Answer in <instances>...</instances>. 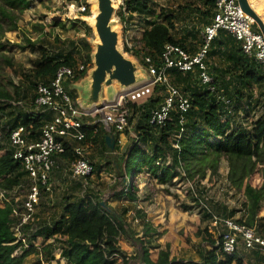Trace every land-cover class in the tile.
<instances>
[{
    "label": "trees",
    "instance_id": "trees-1",
    "mask_svg": "<svg viewBox=\"0 0 264 264\" xmlns=\"http://www.w3.org/2000/svg\"><path fill=\"white\" fill-rule=\"evenodd\" d=\"M78 1L85 7L80 16L89 15V4L85 0ZM151 1L125 0L126 10L131 16L134 14L152 16L149 27L145 29L140 39L142 50L147 51L157 64L160 63L167 44L178 45L191 54L196 53L200 49L199 41L196 40L197 31L191 27V30L178 37L174 33L176 24L187 11L198 14L204 26L210 24L215 15L216 0H202L203 6H195L193 3L180 4L176 11L162 8L160 12L152 7ZM30 7L31 0H0V15L16 24L14 20L17 12L22 13ZM56 23L64 25L60 21ZM72 24L80 25L86 29L88 35L92 34V29L82 19L75 18ZM254 28L260 31L256 23ZM193 37L195 40L191 39ZM57 41L64 47L53 48L37 44L30 38H27V44H17L22 49L30 46L37 53V56L31 59L30 69L24 73L29 84L26 89H18L15 95H12L6 86L0 85V130L3 133L0 150H5L0 155L2 188L13 189L28 177L25 165L14 158L9 144L13 130L24 126L26 131L38 138L43 125L51 119V113L36 109L38 83H50L58 70L64 66L74 69V81H77L85 76L92 65L90 56L92 47L87 37ZM202 43L203 40L201 46ZM52 45L53 43L50 46ZM126 51L132 53L128 46ZM133 54L147 66L142 55L135 51ZM82 64L84 69L79 68ZM207 64L208 72L213 76V90L201 81L198 71L184 72L174 67L168 69L172 85L190 99L192 107L182 114L175 106L171 118L162 127L151 124L149 120L152 111L161 107L164 102L167 95L165 85L155 84L152 95L142 101L126 100L131 113L129 123L132 124L137 115L142 119L134 125L133 142L122 149L120 162L118 160L115 162V167L121 172L122 179L119 184L123 185V189L115 193V196L126 197L136 202L137 187L131 175L144 171L162 184L174 185L176 183L173 182L174 178L182 174L186 180L194 181L198 175L201 180L206 175L205 161L213 155L224 156L228 161L230 174H237L240 177L254 174L259 163H264V71L252 57L243 52L240 42L226 30H220L212 42ZM70 94L75 97L73 93ZM28 97L31 98L30 105L34 107L33 111L19 109L12 102L17 101L16 104L19 101L24 102ZM256 110L259 115L250 122L239 124L235 122L236 117L242 118L241 114H250ZM83 120V130L86 133L83 144L91 142L92 145L100 144L106 152L111 150L106 143L109 131L101 126V114L96 112L84 117ZM121 137L122 133H115L116 144L112 152L119 148ZM141 144H145L146 148ZM73 146L74 143L67 142V150L61 156L62 161L67 164L76 158ZM168 157L171 158V163ZM86 178L89 179L90 175ZM193 200L201 205V195L197 191L194 192ZM101 202L100 195L92 191L88 192L87 197H80L76 201L65 197L61 216L54 223L43 224L34 237L56 236L55 241L47 246V251L51 255L52 251L60 246L63 249L65 264H130L131 257L119 246L121 235L132 236L140 243L141 253L136 255V259H139L141 264H244V257L239 254L238 249L226 254L221 246L217 245L218 241H223V234L226 232L224 226L217 237H213L209 226L199 230V235L205 234L211 247L201 252L199 260H180L171 257L168 245L167 248L161 249L158 260L153 262L150 258V248L158 233L153 230L145 211L135 205L133 219H140L145 223L144 235L148 238L137 236L136 230L128 223L127 216L131 209L126 207L119 210L106 201L107 208ZM204 206L202 221L210 220L217 214L254 228L264 236V217L260 216L264 206L263 196L252 186L246 187V200L243 203L245 218L236 219L238 210H228L224 205L215 208ZM13 209L11 204L0 208V264H26L27 255L30 253L13 256L20 245L11 244L16 240L12 228ZM184 209L189 208L185 206ZM251 252L258 260L256 264H264V255L260 250L252 249ZM49 258L54 256L51 255Z\"/></svg>",
    "mask_w": 264,
    "mask_h": 264
},
{
    "label": "rangeland",
    "instance_id": "rangeland-1",
    "mask_svg": "<svg viewBox=\"0 0 264 264\" xmlns=\"http://www.w3.org/2000/svg\"><path fill=\"white\" fill-rule=\"evenodd\" d=\"M85 1L89 4L90 13L88 16L79 15L77 17L70 14L74 9L84 7L78 0H31V7L28 10L22 13L17 12L14 20L16 24L9 22L0 15V85L6 86L12 95H15L18 89L27 88L29 81L25 79L24 73H27L32 65L31 59L37 56V53L30 46L25 49L17 46V44H27V38L37 44H44L53 48L55 46L64 47L57 39L79 40L87 37L89 41L93 42L94 38H97L94 33L88 35L84 27L73 26L72 24L75 18H83L86 19L88 25L93 24L97 4L94 0ZM249 2L264 20V0H249ZM189 3H193L195 6H203L202 0L151 1L152 7L157 12H160L162 8L176 11L180 4L187 5ZM114 4L117 7L114 22H117V27L121 32L123 49L126 51V46L129 45L128 47H134V50H140L142 47L140 39L145 29L149 27V20L152 19V16L149 17L147 14L131 16L126 10L125 0H115ZM56 21L63 22L64 25L56 23ZM191 27L198 33L196 40L199 41L198 48H200L201 31L204 25L198 14L191 11L185 12L183 18L176 24L174 33L181 37L186 31L191 30ZM191 39L195 40L194 37ZM51 43H53L52 46H50ZM127 53L133 56L131 52ZM147 78H149L148 75ZM73 82L76 83L77 81H69L67 85L77 102V95L82 97L83 86L75 85ZM110 97H113L112 92ZM12 102L19 109L28 112L34 110V107L30 105V97L24 100V106L16 104L17 101ZM78 105L80 107V104ZM258 115L257 110L251 111L250 114H241L242 118L238 117V120L236 117L235 122L238 124L247 123ZM141 119L142 117L137 115L130 124L131 130L122 136L125 142H129L128 145L133 142L134 125ZM95 120L97 121V119ZM101 126L106 131L109 130L102 119ZM124 145L120 144L116 152H112V149L106 152L100 144L85 145L86 154L95 169L89 179L72 177L69 165L62 162L60 168L53 173L51 178L53 192L43 193L38 213L41 226L54 223L61 216L65 197L76 201L80 197H87L88 192L92 191L99 194L102 200L107 201L113 208L122 210L128 207L131 209L127 216L128 223L136 230L137 236L148 238L144 235L145 223L140 219H133L135 205L145 211L153 225V230L158 233L152 243L153 246L150 248V258L153 262L158 260L161 249L167 248L168 245L171 257L180 260H199L201 252L211 248L205 234L199 235V230L209 226V231L213 237H217L218 232L224 228L220 226L219 230L216 231L211 229V219L202 221L204 205L211 208L224 205L228 210L237 209L235 218H245L246 212L243 210V203L246 200L247 185L261 192L264 204V163H259L254 174L240 177L237 174H230L228 161L222 155L208 157L205 161L206 175L201 180L198 178L199 175L194 181L186 180L182 174L174 178L173 182H176L174 185L162 184L144 171L131 175V179L137 187L138 200L136 202H132L126 197H117L114 194L121 191L123 185L119 184L122 179L121 172L115 167V162L116 160L120 162ZM141 145L146 148L145 144ZM106 156L109 158L107 159ZM169 163H171V159H169ZM195 191L201 195V205L193 200ZM185 206L189 209L185 210ZM260 216L264 217V206ZM119 246L131 257L130 264H141L140 260L136 259V255L141 253V245L134 237L121 235ZM238 251L244 257V264H256L258 262L255 254L246 250L242 244L239 245ZM25 262L26 264H33L35 257L28 256ZM63 263L62 261H55L54 264Z\"/></svg>",
    "mask_w": 264,
    "mask_h": 264
},
{
    "label": "built area",
    "instance_id": "built-area-1",
    "mask_svg": "<svg viewBox=\"0 0 264 264\" xmlns=\"http://www.w3.org/2000/svg\"><path fill=\"white\" fill-rule=\"evenodd\" d=\"M84 10L85 7L78 8L75 10L77 13L75 16L79 17L80 12ZM254 24L255 21L242 9L238 0H216L215 15L212 22L205 25L201 31L203 43L196 53L191 54L178 45L167 44L163 57L157 64V61L147 51L142 50V47L140 50L129 47L132 53L135 51L142 55L153 77L152 80L121 95L116 102L105 104L103 108L94 111H85L79 107L70 94L67 83L74 80L73 68L61 67L50 83H38L36 109L51 113V119L43 125L38 138L26 131L24 126L13 130L9 144L14 158L25 165L28 177L26 181L19 183L13 189L0 187V208L9 204L14 207L12 228L16 240L11 244L20 245L13 256L30 252L27 257L34 256L35 262L40 264H54L55 261L66 263L60 246L52 251L51 255L54 258H49L51 255L47 251V246L55 241L56 236L34 237V234L41 228L38 213L43 193L53 192L51 178L63 162L61 156L67 150V142L74 143L73 151L76 155V158L68 163L72 177L87 179L86 177L94 172L85 148V145H92V143L83 144L86 139V133L83 130L84 117L96 112L100 113L109 132L124 135L126 131L131 130L129 123L131 113L126 100L144 99L152 93L155 84H162L166 86L167 95L161 107L152 111L149 121L151 124L164 126L171 118V112L175 106L182 114L192 107L190 99L172 85L168 69L174 67L184 72L198 71L201 81L213 90V76L208 72L207 60L211 44L220 30H226L234 36L240 42L243 52L252 57L264 71V35L261 31L254 29ZM79 68L84 69V65H80ZM17 104L24 106L23 101ZM183 120L184 117L181 121ZM2 138L3 133L0 130V141ZM119 143H125L122 137ZM4 151L0 150V155ZM220 226H224L226 232L223 234V241H218L217 245L221 246L224 253L231 254L242 244L246 250L257 249L264 255V236L260 235L256 229L214 214L211 217V229L218 231ZM60 238L63 239L61 236Z\"/></svg>",
    "mask_w": 264,
    "mask_h": 264
},
{
    "label": "water",
    "instance_id": "water-1",
    "mask_svg": "<svg viewBox=\"0 0 264 264\" xmlns=\"http://www.w3.org/2000/svg\"><path fill=\"white\" fill-rule=\"evenodd\" d=\"M114 1L94 0L97 4V12L94 24L89 26L97 38H94L93 42L87 39L92 47L90 53L92 65L85 76L80 78L81 80L73 82L75 85L83 86L82 97L77 95V103L84 110L94 111L103 108L105 104L114 103L121 95L150 82L153 78L148 67L139 57L133 53V56H130L127 53L129 51L123 49L121 32L117 22H114L117 13ZM238 2L264 35V20L249 0H238ZM81 19L86 22V19ZM111 92L113 97H110ZM106 143L110 149L115 148L116 140L113 132H109ZM101 203L108 208L104 200Z\"/></svg>",
    "mask_w": 264,
    "mask_h": 264
},
{
    "label": "bare ground",
    "instance_id": "bare-ground-1",
    "mask_svg": "<svg viewBox=\"0 0 264 264\" xmlns=\"http://www.w3.org/2000/svg\"><path fill=\"white\" fill-rule=\"evenodd\" d=\"M70 14H72V15H77L75 9H74L73 11H71ZM93 24H94V21H93Z\"/></svg>",
    "mask_w": 264,
    "mask_h": 264
},
{
    "label": "crops",
    "instance_id": "crops-1",
    "mask_svg": "<svg viewBox=\"0 0 264 264\" xmlns=\"http://www.w3.org/2000/svg\"><path fill=\"white\" fill-rule=\"evenodd\" d=\"M122 136H123V135H122ZM122 139H124V137H122ZM124 140H125V139H124ZM124 144H125L124 147L126 148V147L128 146V144H129V142L126 141ZM125 148H124V149H125Z\"/></svg>",
    "mask_w": 264,
    "mask_h": 264
}]
</instances>
